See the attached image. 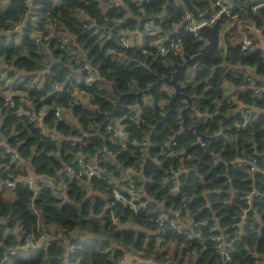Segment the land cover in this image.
I'll return each instance as SVG.
<instances>
[{
  "label": "clouds",
  "instance_id": "1",
  "mask_svg": "<svg viewBox=\"0 0 264 264\" xmlns=\"http://www.w3.org/2000/svg\"><path fill=\"white\" fill-rule=\"evenodd\" d=\"M0 264H264V0H0Z\"/></svg>",
  "mask_w": 264,
  "mask_h": 264
}]
</instances>
